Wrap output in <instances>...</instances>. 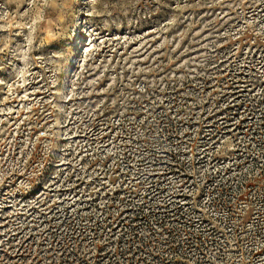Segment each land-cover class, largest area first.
Listing matches in <instances>:
<instances>
[{
    "label": "rangeland",
    "instance_id": "rangeland-1",
    "mask_svg": "<svg viewBox=\"0 0 264 264\" xmlns=\"http://www.w3.org/2000/svg\"><path fill=\"white\" fill-rule=\"evenodd\" d=\"M0 264H264V0H0Z\"/></svg>",
    "mask_w": 264,
    "mask_h": 264
}]
</instances>
